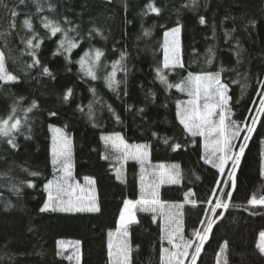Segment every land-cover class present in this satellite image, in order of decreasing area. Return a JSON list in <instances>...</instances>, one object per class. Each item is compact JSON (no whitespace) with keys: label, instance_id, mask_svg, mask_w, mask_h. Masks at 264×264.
<instances>
[{"label":"trees","instance_id":"trees-1","mask_svg":"<svg viewBox=\"0 0 264 264\" xmlns=\"http://www.w3.org/2000/svg\"><path fill=\"white\" fill-rule=\"evenodd\" d=\"M6 2L20 15L16 29L0 37V51L17 81L0 87V116H7L18 97H24L22 106L35 100L38 107L29 113L30 131L25 128L16 136L18 148L0 142V264H75L61 254V240L80 241V264H109L108 232L114 233L115 241L124 201L141 198L139 161L125 158L101 138L115 133L129 144L148 147L147 172L164 163L179 166V182L160 184L156 191L158 199L167 202V211L183 214V231L189 238L193 228L202 227L199 221L209 207L203 202L214 199L216 181L227 180L231 161L223 175L205 163L203 137L188 134L176 115L177 104L186 94L175 87L169 89L156 69H162L168 83L175 85L189 72H216L223 67L226 71L221 80L228 84L232 97L231 119L250 124L258 108L259 80L264 79V0H196L195 4L192 0H39L40 10L33 0ZM149 4H154L159 14L149 11ZM6 15L0 9V18ZM201 16L204 24L199 22ZM43 17L60 22L62 27H74L76 31L68 36L75 37L78 47L70 54L61 50L54 55L63 33L51 36L41 23ZM25 18L31 19L41 41L36 49L40 64L31 68V50L21 41V37L32 35L22 27ZM65 18L71 23L64 24ZM177 26L181 29L183 67L164 69L165 33ZM6 30L7 21L0 19V32ZM95 49H101L104 56L97 68L98 78L93 80L84 75L77 61L85 51L94 54ZM121 53L125 70L117 71L120 83L112 89L104 77ZM210 57L211 64L207 63ZM43 66L52 75L42 74ZM69 88L72 94L65 100ZM52 112L56 115H50ZM260 119L264 121V117ZM52 125L63 128L70 139L74 180L90 177L95 181L98 212L40 211L47 200L44 186L59 173V166L52 164ZM256 129L236 171L235 190L224 188L232 191L230 206L217 210L223 217L214 225L196 264H217L225 242L227 249L220 264L225 256L228 264H264V256L255 247L259 232L264 231V205L248 204L253 195H264V125L258 123ZM243 135L235 141L236 152ZM177 143L181 147L174 149ZM123 165L124 179H117L116 170ZM151 179L146 176V183ZM150 191L145 192L149 199ZM188 192L194 193L190 199H196V205L184 203ZM181 204L180 209L168 207ZM137 219L128 226L129 264H160L164 224L160 210L140 211L137 206ZM163 246L170 247L166 240Z\"/></svg>","mask_w":264,"mask_h":264},{"label":"snow or ice","instance_id":"snow-or-ice-1","mask_svg":"<svg viewBox=\"0 0 264 264\" xmlns=\"http://www.w3.org/2000/svg\"><path fill=\"white\" fill-rule=\"evenodd\" d=\"M111 2V0H109ZM25 0H18V4H24ZM37 9L40 10L39 0H33ZM195 4L196 0H192ZM149 11L159 14L160 10L149 4ZM0 9H3L7 15L0 18L8 23V30L0 32V37H5L11 34L12 30L16 29V18L20 15L15 7L9 8L6 0H0ZM199 22L205 23L203 16L200 17ZM43 27L50 30L51 36H56L57 33H63V38L58 42V49L55 54H60L61 50L66 53H71L73 49L78 47V43L75 37L69 38L68 32L76 31L74 27H62L60 22L43 17L41 20ZM71 22L65 18L64 24H70ZM254 23V22H252ZM22 27L32 32L31 37H21V41L26 44L27 48L31 51L29 55L33 57V64L28 65L29 68L39 65L40 61L36 57V49L40 47L41 41L33 30V23L31 19L25 18L22 20ZM181 29L179 26L172 28L170 32L165 33V51L163 68L168 69L177 65L183 67L179 57V40L178 36ZM235 31V29H233ZM147 34V33H145ZM173 36L172 44L169 45L167 37ZM226 35H229L226 33ZM34 41H36L34 43ZM212 50L209 49V52ZM104 56V52L101 49L85 51L80 59L77 61L80 65L81 71L85 76L96 80L97 68L101 65V58ZM240 56V53H237ZM68 57H66L67 59ZM124 54L121 53L120 60L112 62V71L109 72L104 79L106 80L108 87L115 89L119 85V81L116 80V73L120 70H125L122 64ZM207 63H212V58L207 60ZM240 63V60H237ZM107 67V65H104ZM226 71L223 67L219 71H201L199 73L189 72L188 75L183 78L179 83L173 85L168 83L167 77L163 74L162 69L157 68V76L162 83H164L169 89L175 87L180 92H186L190 97L186 102H178L177 104V118L179 123L183 126L184 130L192 137H203L205 155L203 159L205 163L210 164L213 168H216L220 174H225V167L231 161V171L227 173V180L216 181V188L212 190V197L203 203H207L209 207L204 212V219L199 221L202 226L200 229L193 228L189 238H185L183 231V214L179 211L172 213L166 210L167 202H162L158 199V192L160 184L179 182V172H174L172 169H178L177 165H173L172 169H168L165 165L160 164L155 171L147 172L145 165L147 163L148 154L146 151V145L134 146V151L129 149V145L124 142L122 136L119 133H115L110 136H102L101 138L105 143L111 142L112 147L121 151L124 157L131 158L139 161L141 165V198L137 200L126 199L124 201L123 209L120 212L119 223L115 229L117 239L113 241L112 237L114 233L108 232V257L109 264H129L130 253L132 251L131 245L127 240L129 235L128 225L130 223L137 222L135 210L139 206L140 211H157L160 210V215L164 219V224L161 227V248H160V264H185L186 260L189 264H196L197 259L203 250L205 243L209 240V236L212 233L214 225L223 217V212H217L218 209L227 210L230 206L232 199V191H224V188H230L235 190L237 186L236 171L240 166L241 159L244 156L247 142L252 138V134L256 132V126L258 123L264 125V121L260 118L264 117V79L259 80V96L258 108L255 109V115L250 117L251 123L247 120H233L231 100L229 95V87L227 83L222 82L221 73ZM42 74L52 75L50 69L47 66H43ZM17 81V76L8 71L6 67V56L3 51H0V87L4 84H9ZM238 83V81H234ZM244 87H247L245 84ZM93 92L95 90L93 89ZM72 94V90L69 88L64 96L67 100ZM15 96V94H12ZM24 97L14 98L9 106V112L7 116H0V142L6 143L11 146L12 149L18 148L16 143V136L23 134V129L29 128L30 117L29 113L38 105L33 100L30 106H22ZM251 111V110H250ZM89 114L91 115V107ZM50 115L55 116L56 113L52 112ZM243 125V127L241 126ZM50 130L53 135L52 146V164L54 167L59 166L58 171L62 172V176L56 180L49 181L45 184V190L48 193L47 201L40 208L41 212L46 211H62V212H98L99 207L96 204V197L92 195H84L85 189L78 184L73 185L69 181L72 179V163L70 152V141L64 135L62 129L50 126ZM243 135V143L239 145L238 152L234 151V141L241 138ZM155 135V133H154ZM27 138V137H26ZM168 143L167 139L164 141ZM264 143V141H262ZM180 144H174V149H179ZM107 158V157H105ZM24 171H28L24 169ZM264 175V170H262ZM30 175L36 176L38 173L31 172ZM152 177L150 182L146 183V176ZM120 179V176H117ZM85 181L89 185H94L95 181L91 178L85 177ZM223 185V187H221ZM29 186L32 184L29 182ZM15 188V185L13 186ZM79 189V192H77ZM219 189V191H217ZM18 191V189H16ZM150 191L151 199H149L145 192ZM194 193L188 192L185 194L184 203H191L196 205V199H190ZM248 204L264 205V195L257 198L255 195L248 200ZM168 207L180 209L183 205H170ZM155 220V217H153ZM175 225V226H173ZM167 241L170 247H164L163 241ZM65 241H59L58 245L63 247ZM74 253L66 257L68 260L75 259L76 264H80V241H75ZM255 247L258 249L261 256H264V231L259 232L258 240ZM227 249V242H225L217 254V264H220V256L225 253ZM191 250V252H190ZM59 254V253H58ZM223 264H228L227 257H224Z\"/></svg>","mask_w":264,"mask_h":264},{"label":"rangeland","instance_id":"rangeland-1","mask_svg":"<svg viewBox=\"0 0 264 264\" xmlns=\"http://www.w3.org/2000/svg\"><path fill=\"white\" fill-rule=\"evenodd\" d=\"M173 28H175V27H173ZM171 29H172V28L168 29L166 32H170ZM165 40H166V37H165ZM167 40H168V42H169V45H171V44H172V41H173V36H172V35H169V36L167 37ZM178 40H179V57H180V48H181V47H180V33H179V36H178ZM184 93L186 94V97H185L181 102H186L187 100L190 99V97L187 95V93H186V92H184ZM52 127H56V128H60V129H62L64 135L66 136L65 131H64L63 128H61L60 126L52 125ZM53 135H54V133L52 132V146H53ZM111 135H113V134H111ZM109 136H110V135H109ZM120 136H121V135H120ZM66 137H67V136H66ZM67 138H68V137H67ZM68 140L70 141L69 138H68ZM124 142H125L127 145H129V149H130V150H133V151H134V146H136V145H144V144H129V143H127L125 140H124ZM234 144H235V141H234ZM70 147H71V142H70ZM70 149H71V148H70ZM146 151H147L148 158H149L148 147L146 148ZM128 158L133 159V158H131V156H128ZM148 158H147V160H148ZM133 160H136V159H133ZM136 161H138V160H136ZM229 162H230V161H229ZM163 165H165V167L168 168V169H172V166H173V165H177V164H175V163H169V164L164 163ZM177 166H178V165H177ZM172 170H173L174 172L178 171V172H179V176H180V169H179V166H178V169H172ZM124 171H125V169H124V165H123L122 167H120V168H118V169L116 170V175H117V176L119 175L120 178H121V177L123 178V176H124ZM62 175H63L62 172L59 171L58 175H57L56 177H54L52 180H56V179H58L59 177H61ZM88 178H89V177H88ZM91 179H92V178H91ZM178 179H179V177H178ZM52 180H50V181H52ZM92 180H93V179H92ZM69 182L72 183L73 185L78 184L80 187L84 188V189H85L84 195H92V194H94L95 197H96V189H95V186H94V185H89V184L85 181V178H84L83 181L78 182V181L74 180V178L72 177V179H71ZM77 192H79V189H77ZM47 197H48V193H47ZM46 201H47V200H46ZM149 211H151V210H149ZM157 211H159V208H157ZM155 212H156V211H155ZM135 215H136V218H137V209L135 210ZM61 241H65V242H66L65 245H64L63 247L59 246L61 254H62L63 256H66V257L69 256V255H73V253H74V243H73V242H75V241H73V240H61ZM79 252H80V245H79ZM73 261H74V263L76 264L75 259H73ZM80 261H81V254H80Z\"/></svg>","mask_w":264,"mask_h":264},{"label":"water","instance_id":"water-1","mask_svg":"<svg viewBox=\"0 0 264 264\" xmlns=\"http://www.w3.org/2000/svg\"><path fill=\"white\" fill-rule=\"evenodd\" d=\"M120 218V217H119ZM136 220L138 221V219L136 218ZM118 223H119V219H118V221H117V225H118ZM136 223V222H135ZM132 224H134V223H130L129 225H132ZM128 225V226H129Z\"/></svg>","mask_w":264,"mask_h":264},{"label":"crops","instance_id":"crops-1","mask_svg":"<svg viewBox=\"0 0 264 264\" xmlns=\"http://www.w3.org/2000/svg\"><path fill=\"white\" fill-rule=\"evenodd\" d=\"M124 176H125V171H124ZM124 176H123V178L121 177L120 179H122V180H123V179H124ZM178 180H179V179H178ZM96 204H97V202H96Z\"/></svg>","mask_w":264,"mask_h":264},{"label":"built area","instance_id":"built-area-1","mask_svg":"<svg viewBox=\"0 0 264 264\" xmlns=\"http://www.w3.org/2000/svg\"><path fill=\"white\" fill-rule=\"evenodd\" d=\"M257 198H259V197H257Z\"/></svg>","mask_w":264,"mask_h":264},{"label":"bare ground","instance_id":"bare-ground-1","mask_svg":"<svg viewBox=\"0 0 264 264\" xmlns=\"http://www.w3.org/2000/svg\"><path fill=\"white\" fill-rule=\"evenodd\" d=\"M90 178V177H89Z\"/></svg>","mask_w":264,"mask_h":264}]
</instances>
